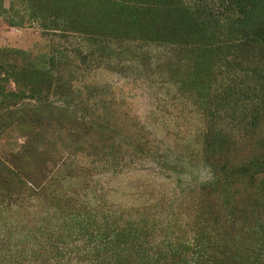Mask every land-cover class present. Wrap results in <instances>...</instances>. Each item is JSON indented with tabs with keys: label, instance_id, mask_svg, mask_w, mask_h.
I'll list each match as a JSON object with an SVG mask.
<instances>
[{
	"label": "rangeland",
	"instance_id": "374dc122",
	"mask_svg": "<svg viewBox=\"0 0 264 264\" xmlns=\"http://www.w3.org/2000/svg\"><path fill=\"white\" fill-rule=\"evenodd\" d=\"M0 125V264L58 232L264 264V0H0ZM206 141L236 172L211 198Z\"/></svg>",
	"mask_w": 264,
	"mask_h": 264
},
{
	"label": "trees",
	"instance_id": "16d2710c",
	"mask_svg": "<svg viewBox=\"0 0 264 264\" xmlns=\"http://www.w3.org/2000/svg\"><path fill=\"white\" fill-rule=\"evenodd\" d=\"M12 96V94H10ZM16 96V95H14ZM7 107L6 110H2V114H10L11 111ZM2 125H0V133L2 130ZM209 138L210 135H207ZM206 138V139H207ZM208 140V139H207ZM208 145L210 150L209 156L204 155L207 162V165L210 168V178L207 182L201 184L199 192H203L206 198H211L213 196H220L224 190L227 188L226 184L230 183L229 178H233L236 172H228L226 174L227 165L229 158L226 153H222L220 150L215 151L211 145L210 141L205 142ZM220 146L223 145L222 141L219 143ZM208 152L205 151V154ZM76 156H74L75 158ZM65 166L67 163H64ZM71 166V164H69ZM68 165V166H69ZM64 167V166H63ZM24 192L29 195V197H38L43 194L42 188L36 186L33 181H28V183H24L22 187ZM69 232V231H68ZM50 236V241L48 243V253L50 254V258L48 259L49 264H131L130 258H128V254L122 255V252H125V249H122L120 246L121 241L118 239H101L99 241L94 240L92 243L87 242L82 238L77 236L72 239L69 235L66 238L64 235L61 236V233H57L56 236ZM107 239V240H105ZM196 241V240H195ZM195 242V245L192 247V257L190 259V264H202L201 249ZM188 249H191L188 247ZM83 255L87 257L83 258ZM189 256V255H187ZM89 258V259H88Z\"/></svg>",
	"mask_w": 264,
	"mask_h": 264
}]
</instances>
